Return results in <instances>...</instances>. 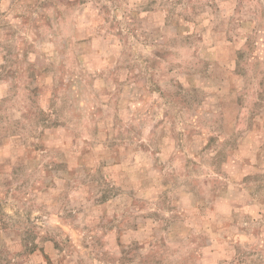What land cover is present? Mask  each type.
<instances>
[{"label":"rangeland","instance_id":"rangeland-1","mask_svg":"<svg viewBox=\"0 0 264 264\" xmlns=\"http://www.w3.org/2000/svg\"><path fill=\"white\" fill-rule=\"evenodd\" d=\"M0 264H264V0H0Z\"/></svg>","mask_w":264,"mask_h":264}]
</instances>
